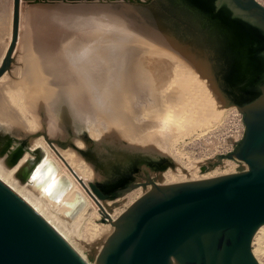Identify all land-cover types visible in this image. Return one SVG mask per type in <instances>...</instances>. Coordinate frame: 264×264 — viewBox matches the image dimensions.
<instances>
[{
  "label": "water",
  "instance_id": "water-1",
  "mask_svg": "<svg viewBox=\"0 0 264 264\" xmlns=\"http://www.w3.org/2000/svg\"><path fill=\"white\" fill-rule=\"evenodd\" d=\"M243 1H22L13 72L32 115H53L62 102L78 126L164 155L172 124L156 117L150 129L148 115H138L165 113L154 92L169 83L168 65L193 67L222 110L242 105L245 132L229 156L248 168L170 184L146 179L151 189L112 221L96 264H260L252 242L264 224V6ZM20 5L13 0L0 76L12 62ZM0 264L88 263L0 180Z\"/></svg>",
  "mask_w": 264,
  "mask_h": 264
},
{
  "label": "rangeland",
  "instance_id": "rangeland-1",
  "mask_svg": "<svg viewBox=\"0 0 264 264\" xmlns=\"http://www.w3.org/2000/svg\"><path fill=\"white\" fill-rule=\"evenodd\" d=\"M22 1L102 0H21L18 39L15 43L14 50L12 51L11 65L4 73V75L6 74L5 80H7L6 82L4 81V85H2L3 81L0 82L3 87L0 89V100L4 99L8 101L14 108L17 106L16 110L20 109L18 107L19 105H16L18 104L19 98L21 101L22 99L21 97L18 98L17 96L16 98L14 97V99L13 97L11 98L9 96L10 90H8V87H18L14 77L13 66H21ZM256 1L264 6V0ZM12 11V0L0 1V65L11 42L9 37L12 36L13 32ZM9 76L12 77L11 81L8 82ZM218 109L222 110L221 104L220 108ZM222 111H224V114L221 116L218 115L216 118H212L211 122H214V124L210 128L204 132L191 134L192 136L187 135L182 141H175V143L173 142L171 145V150L164 155L157 151L156 153L158 155H153L151 150L150 152H144L108 143L104 144L100 149L95 147V139H88L86 143H83V147H76L79 154L81 155L80 167L86 171H90L92 173L95 172L94 174L100 177L89 178L88 182L84 181V184L78 180L75 173L73 174V168L71 165L69 166L68 161L64 159L58 152V148L65 149L70 147L69 149H72L75 143L73 144L72 141V143L67 145L59 144V147H57L58 145L55 143L53 138H50L49 133L46 131H41L36 138H39V140L41 138L42 140L40 141L42 143H35L36 147L34 148L39 151H43L40 152L44 153V159L49 161L51 165L50 167L51 169L55 170L56 176L61 175V179L67 181L68 188H74V186H77L79 190L77 189L76 191H72L71 196H74L77 199L79 205L81 204V206H83L86 204L84 206L86 207L84 210L85 212L82 214L81 210L74 208L73 202H71L70 199L68 201L66 200V197H60V195L58 196V193H56L53 189H50L48 184L40 183L37 179H34V177H36L34 174L37 173L39 167L37 165V167L32 168L28 164L29 162L27 161V155L29 154H25V151L29 152L26 149H31V145L33 144L28 138L24 137V126L19 129L14 126L12 127L0 124V162L9 170L13 171L14 177L22 186H25V189H29L28 191L32 195H36V198L44 202V204L59 219H61L66 225L71 226L73 232L79 234L81 237L80 239L83 241L87 239L86 231L89 223L112 224L113 217H115L113 219L118 218V216H120L140 197H135V192L139 187L143 186V182H146V176H148L147 174L150 175V177L148 176L150 179L157 181L160 175L159 173H173L174 168L181 169V164L188 167L191 166V164L197 162H202V164L199 166V171L201 173L212 170L217 171L213 176L233 173L235 165L237 163H240L241 165V162H238V159L235 157H230L229 153L234 151L239 140H241L245 132L242 105H234ZM38 113L40 114L38 117L41 119L47 115L45 112H42V110H40ZM20 115V118H22L21 120H24V113H20ZM64 115L65 114L62 113L61 109L54 108L51 118H57V122L59 124L64 123L68 125L67 131L70 135H72V130H70L71 128L69 127L71 124L70 119L68 117L66 119ZM63 119H65V121ZM173 159L180 164L175 162ZM202 167H205V170H202ZM155 172L156 174H153ZM138 173H140V178L137 175ZM90 183H94L97 187H100L101 189L108 192L106 193L108 196L105 198L99 197L91 188ZM130 184H134L135 186L130 187ZM161 184L170 183L166 182ZM105 208L107 209L106 214L103 212L105 211ZM93 212L98 213V217L94 218L92 215ZM73 241L76 243V240ZM103 245L104 244L100 245L99 247L98 245H95L81 248L82 254L85 256V259L88 261V263L96 264L97 257L101 252ZM253 249L255 250L254 255L260 264H264V224L262 225V229L257 230L254 235L252 242V250Z\"/></svg>",
  "mask_w": 264,
  "mask_h": 264
},
{
  "label": "bare ground",
  "instance_id": "bare-ground-1",
  "mask_svg": "<svg viewBox=\"0 0 264 264\" xmlns=\"http://www.w3.org/2000/svg\"><path fill=\"white\" fill-rule=\"evenodd\" d=\"M9 38L11 39V36ZM192 69L193 67H188V70L190 72V74H188L180 66L174 64L168 65L167 73H168L169 83L165 84L159 91L154 92L155 94L159 95L158 97V101L160 103V105L158 106L159 109L165 111V113L151 114L146 110L143 113H139L138 115V118L140 120L144 119L143 116L148 115L147 123H148V128L150 129H152L151 120L156 117H164L170 124H172L171 145L173 142L175 143V141L177 142L182 141L187 135L189 136L191 134H197L206 131L214 124V122L213 123L211 122L212 118H216V116L218 115L221 116L222 114H224V111L218 109L220 108L221 100L219 99L214 88L205 83H202L203 81L202 78L195 80V76ZM11 77L10 76L8 77L9 79L8 82L11 81ZM5 78H6V74L4 75L3 73V75L0 76V82L3 81L2 85H4V81L6 82L7 80V79L5 80ZM8 82L7 84L9 85ZM2 85L0 84V89L3 88ZM8 90H10L9 96L11 98L13 97L14 99V97L16 98V96L18 98L21 97L18 87L13 88L10 86L8 87ZM19 100H18V104H16L19 105L18 106L20 108L19 110H16L17 108L16 105H15L16 108H14L12 107V105H10L8 101L4 99L0 100V124H4L5 126H12V127L14 126L19 129L24 126V131H23L24 137L28 138L29 141L33 144L31 145L32 147L31 149H26L29 152L25 151L26 152L25 154H30L32 151L36 150L34 148L36 147L35 143L37 142H39V144L42 143L40 141L42 140L41 138L40 140L39 138L38 139L36 138L41 131L48 132L50 138H53L55 143L58 145L57 147H59V144L67 145L69 143H72L73 141V144L75 143L73 146L75 149L73 147L72 149H69L70 147L65 149L58 148V152L64 159L68 161L69 166L71 165V167L73 168L72 169L73 174L75 173L85 182H88L89 178L98 177V175L94 174L95 172L92 173L80 167L81 155L79 154L76 147H83V143H86L88 139L90 140L95 139L96 140L95 147H98L100 149L104 144L108 143V144L122 146L128 149H136L139 151L150 152V149L123 145L101 134H98L88 128L78 126L70 108L62 102H60L55 107H53V109L54 108L61 109L62 113L65 114L64 117H66V119L67 117L70 119L71 124L69 125V127L71 128L70 130H72L71 132L72 135H70L67 131L68 125L64 123L59 124L57 122L58 119L51 118L52 116L48 113H46L47 115L44 114L45 116L42 119L38 117L40 116V114L38 113L39 111L36 114L32 115L28 110V108L25 106V104L21 100H20L21 102ZM20 113H24V120H21L22 118H20L21 116ZM63 120L65 121V119ZM151 153L153 155H158L156 153V150H151ZM46 161L47 160L44 159L43 163H45ZM201 164L202 162H197L191 164V166L188 167L181 164L180 165L181 169L174 168L173 173H169V174L164 172L159 173L160 174L159 178L157 179V181H155V183L156 184H161L166 182L174 183V182L205 178V177L213 176L215 172H217L216 170H212L209 172L201 173L199 171V166ZM153 174H156V172ZM137 175L140 178V173H138ZM147 175L150 177L149 174ZM148 176H146L147 179L149 178ZM61 178H62L61 175H58L53 178L55 192L58 194H63L62 197H66V200L68 201L70 199L71 202H73L74 208L81 210V214L84 213L85 212L84 210L86 209V207L84 206L86 204H84L83 206H81V204L79 205L77 199L74 196H71L72 191H76L78 189L77 186H74V188H67V181ZM0 180L3 183H5L10 189H12L16 194H18L24 201H26L36 212H38L76 250V252L85 261L86 259L85 256L82 254L81 248L85 246L89 247L95 245H98L99 247L100 245L105 243L107 238L111 235V233L114 230V225L112 224L89 223V226L87 227V231H86L87 239L82 241L80 239L81 237L79 236V234L73 232L71 226L66 225L61 219H59L44 204V202L36 198L35 197L36 195L35 196L32 195L28 191L29 189L28 190L25 189L24 188L25 186H22L18 182V180L14 177L13 171L9 170L1 162H0ZM151 187L152 184L150 182L144 187L143 186L139 187L135 192V197L142 196L144 193L149 191ZM103 212L106 214L107 209L105 208V211ZM92 215L94 216V218L98 217V213L93 212ZM113 218L112 221L115 220ZM260 229H262V226H260L258 230ZM73 240H76V243ZM253 253L255 254L254 249H253ZM86 262L88 263V261Z\"/></svg>",
  "mask_w": 264,
  "mask_h": 264
},
{
  "label": "flooded vegetation",
  "instance_id": "flooded-vegetation-1",
  "mask_svg": "<svg viewBox=\"0 0 264 264\" xmlns=\"http://www.w3.org/2000/svg\"><path fill=\"white\" fill-rule=\"evenodd\" d=\"M240 4L241 5H245V3H244L243 0H240ZM27 156H28L27 157V161L29 162L28 164H29L30 167L35 168V167H37V165L39 167L37 173L34 174V176H36V177H34V179H37L38 182H40V183L48 184L49 185V188L50 189H53L55 191L54 186H52V185H54V184H52L53 183V181H52L53 180V177H56L55 176V170L54 169H50L51 168L50 167L51 165H50V163H49L48 160L45 163H43V161H44V154L42 152H40L39 150L36 149L35 151H32ZM67 188H68V186H67ZM98 188H99V190L102 193H104V194L108 193L105 190L101 189L100 187H98ZM57 195L58 196L60 195V197H62L63 194H57Z\"/></svg>",
  "mask_w": 264,
  "mask_h": 264
},
{
  "label": "built area",
  "instance_id": "built-area-1",
  "mask_svg": "<svg viewBox=\"0 0 264 264\" xmlns=\"http://www.w3.org/2000/svg\"><path fill=\"white\" fill-rule=\"evenodd\" d=\"M238 162H241V165H240V163H237L235 165L233 172L243 171V170H246L248 168L247 164L244 161L238 160Z\"/></svg>",
  "mask_w": 264,
  "mask_h": 264
}]
</instances>
